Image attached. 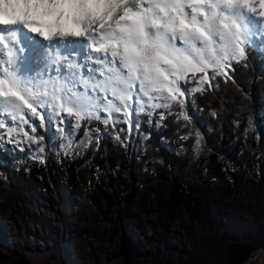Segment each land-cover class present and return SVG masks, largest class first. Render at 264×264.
Returning a JSON list of instances; mask_svg holds the SVG:
<instances>
[{
	"label": "snow or ice",
	"instance_id": "snow-or-ice-1",
	"mask_svg": "<svg viewBox=\"0 0 264 264\" xmlns=\"http://www.w3.org/2000/svg\"><path fill=\"white\" fill-rule=\"evenodd\" d=\"M260 18L264 0H0V137L39 144L45 117L72 135L84 120L183 109L189 83L202 92L264 46Z\"/></svg>",
	"mask_w": 264,
	"mask_h": 264
},
{
	"label": "rangeland",
	"instance_id": "rangeland-1",
	"mask_svg": "<svg viewBox=\"0 0 264 264\" xmlns=\"http://www.w3.org/2000/svg\"><path fill=\"white\" fill-rule=\"evenodd\" d=\"M252 47L264 57V46ZM208 75L213 76L211 70ZM194 85L195 80L187 85L191 93ZM181 87H185L183 82ZM185 95L190 96L188 91ZM186 109L185 101L182 111L187 114ZM143 112L132 113L135 118H129L130 131L126 122L131 139L113 137L130 148L132 166L120 167L111 184L93 165L84 168L74 187L66 183L64 160L81 156L86 149L96 151L101 135L96 130L75 145L76 128L68 135V119L61 133L56 127L59 121L50 126L45 117V128L36 130L57 143L51 148L53 178L40 169L46 150L43 140L35 144L22 135H13L11 141L0 137V264H239L234 248L246 245L242 234L234 235L232 228L240 224L247 234L260 235L264 242V143L259 156L247 170L240 171L239 182L231 168L216 178L200 160L195 130L186 127L171 151L187 160L168 169L164 178L159 177L157 169L161 171L163 164L155 155H150V160L148 155L147 162L139 159L145 136L136 143L134 134ZM194 113L197 121L195 109ZM257 117L264 124V108L257 109ZM122 121L114 114L110 123ZM23 127L28 130V125ZM188 139L194 142L185 155ZM67 140L72 141L70 149ZM40 146L43 153L36 151ZM138 167L142 169L141 180L144 176L149 180L150 195L132 193L140 183L130 182L129 174ZM195 171L204 175L203 181L201 177L193 180L195 185L190 181L192 188L185 193V184ZM177 172L184 179L174 182ZM105 175H109L107 169ZM263 256L264 248H260L242 264H260Z\"/></svg>",
	"mask_w": 264,
	"mask_h": 264
},
{
	"label": "trees",
	"instance_id": "trees-1",
	"mask_svg": "<svg viewBox=\"0 0 264 264\" xmlns=\"http://www.w3.org/2000/svg\"><path fill=\"white\" fill-rule=\"evenodd\" d=\"M245 51L247 57L245 60L240 63L232 62L229 76H227L229 78L222 75L215 76L211 87L204 84L202 92L194 91L190 94L189 98L198 114L197 121L194 118L188 120L177 118V114L182 109L175 103L170 109H153L150 113L144 111L138 117V129L134 134L136 143L145 136L143 149L140 151L142 156L139 159L147 162L148 155L149 160L150 155H155L156 160L163 164L161 171L157 169L159 177L164 178L168 169L187 160L171 151V146L182 134V129L186 127L199 133L200 160L205 162V170L216 178L225 169L231 168L232 176L239 182L240 171L247 170L248 164L259 156L264 143V124L258 120L257 109L264 108V57L261 52L250 46L246 47ZM161 113L164 115L163 119L160 118ZM71 120L75 121V117H71ZM113 124L109 123L105 126L100 120L95 119L81 121V127L75 129L76 135L73 139L75 145L84 142L87 135L94 130L101 135L97 139L96 151L86 149L81 156H69L64 160L62 165L67 184L74 187L88 165H93L110 184L120 167L132 166L128 160V149L113 138L117 135L122 140L131 139L127 132V124L125 121L115 123V126ZM34 135L37 138L42 136L46 146L44 161L40 167L41 172H46L53 178L55 169L51 160V148L56 147L57 143L51 141L40 129L36 130ZM164 142L168 144L165 145ZM192 142L194 140L188 139L185 155H188ZM130 155L133 156V153L130 152ZM27 169L30 168L27 166ZM106 169L109 175H105ZM141 170L138 167L136 171L129 174L130 182L139 181L140 183L137 188L131 189L132 193L134 195L142 192L150 195L152 191L149 188V180L146 176L141 180ZM181 175L177 172V178L172 180L174 182L178 179L183 180L184 175ZM203 177L204 175L201 176L199 171L191 173L190 180L185 184L187 187L183 191L185 193L187 189L190 191L192 188L190 181L195 178L203 181ZM193 183L196 184L194 181ZM232 231L234 235L237 232L242 234L241 241L246 245L245 248L244 246L234 248L235 259L239 264H242L251 252L264 248L260 235L252 237L249 232L248 234L245 232L243 225L232 228ZM124 243L126 244L127 241L125 240Z\"/></svg>",
	"mask_w": 264,
	"mask_h": 264
},
{
	"label": "water",
	"instance_id": "water-1",
	"mask_svg": "<svg viewBox=\"0 0 264 264\" xmlns=\"http://www.w3.org/2000/svg\"><path fill=\"white\" fill-rule=\"evenodd\" d=\"M185 97H186V99H185V101H186V105H187V109L186 110H188V113H187V115L189 116V117H192V118H194L195 120L197 119V116L195 115L194 116V109H193V106H192V103H191V100H190V98H189V96L188 95H185ZM130 151V148L128 147V152Z\"/></svg>",
	"mask_w": 264,
	"mask_h": 264
},
{
	"label": "bare ground",
	"instance_id": "bare-ground-1",
	"mask_svg": "<svg viewBox=\"0 0 264 264\" xmlns=\"http://www.w3.org/2000/svg\"><path fill=\"white\" fill-rule=\"evenodd\" d=\"M133 100H135V97H133ZM133 106H135V105H133ZM133 116H134V118H135V114H132V118H133ZM135 121H136V119H134ZM131 121V120H130ZM260 264H264V256L261 258V260H260Z\"/></svg>",
	"mask_w": 264,
	"mask_h": 264
}]
</instances>
